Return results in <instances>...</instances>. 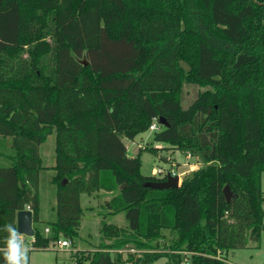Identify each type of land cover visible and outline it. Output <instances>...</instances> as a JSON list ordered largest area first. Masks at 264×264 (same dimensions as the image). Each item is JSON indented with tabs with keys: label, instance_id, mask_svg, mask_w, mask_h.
I'll list each match as a JSON object with an SVG mask.
<instances>
[{
	"label": "trees",
	"instance_id": "16d2710c",
	"mask_svg": "<svg viewBox=\"0 0 264 264\" xmlns=\"http://www.w3.org/2000/svg\"><path fill=\"white\" fill-rule=\"evenodd\" d=\"M183 80L213 90L183 109ZM160 117L168 125L153 141L202 161L177 188L145 186L165 177L142 174L141 151L123 141ZM52 132L56 219L48 235L34 228L35 247L75 236L80 195L102 190L115 192L102 209L127 225L101 220L97 250L74 253L76 264H180L181 252L189 264H230L228 251L264 229V0H0V137L11 138L0 249L19 210L39 221V145ZM163 228L169 250L110 252L141 249Z\"/></svg>",
	"mask_w": 264,
	"mask_h": 264
},
{
	"label": "rangeland",
	"instance_id": "374dc122",
	"mask_svg": "<svg viewBox=\"0 0 264 264\" xmlns=\"http://www.w3.org/2000/svg\"><path fill=\"white\" fill-rule=\"evenodd\" d=\"M165 1L168 2L170 0ZM259 53H261V51ZM182 65L184 66L185 70H188V67L185 63H182ZM206 90H213V87L208 83H196L188 80H183L179 91V99L182 108H188L189 105H191L198 97L199 93ZM7 140H9L7 141V145H5L4 142L3 144L2 142L0 143V152H2V155L0 156V165H5L8 162V160L4 157V153L11 151L10 137H7ZM123 141L127 146V150L130 156H135L139 151H141L140 171L145 175H154L153 169H156L158 167L164 168L165 170L174 169L179 173V169L176 167L175 161H184V155L186 154V152L192 151L178 149L168 144L155 143L153 141V131H150L149 129L143 133L138 134L133 139L123 138ZM150 148H152V150H150ZM39 155L42 163V168L39 171L38 182L40 219L38 222L33 223V227L41 234L46 235L44 231L45 227H48V224L55 220L54 207L56 201V188L52 183V176L54 175L52 165H54L55 163L54 132L49 134L46 140L39 145ZM195 158L197 160L196 162H198V167L201 166L202 161L197 153H195L189 161L194 162ZM189 173L182 174L180 179L182 180ZM155 176L159 177L158 174H156ZM260 183L261 189L264 192V172L261 173ZM90 200L93 199L90 198L88 194L82 193L80 195L82 215L77 234L72 237H66L63 234H60L59 236V240H68L70 242V246L61 247L57 243V241H51L49 242V245L46 249L33 248L27 253L28 264H75L73 253H75L76 256L79 257L81 254L88 257L97 250L98 245L102 241L101 234L99 232L101 220H104L107 223L116 224L118 226L127 225V221L124 217L123 212L115 214L105 213V211L102 209V202L104 201L103 198L100 197V199L95 201V204H89ZM160 233L162 234V237L158 238L157 240H153L147 246L146 244L144 246H141V249L135 247L133 248L134 251L132 252H128L127 248H119L118 250H121L123 258H127L128 253L138 254L141 251L147 250L161 252L164 250H169V246L172 243L174 237L173 232L169 229L163 228L160 230ZM106 242L108 243V241ZM116 251L117 250L112 249L110 252L114 254ZM189 255L190 253L181 252L182 260L180 264H189L188 259L186 258ZM227 258L230 264H264V229L262 230L259 243L250 241L245 248L229 250L227 253ZM151 264L170 263H168L166 257H161Z\"/></svg>",
	"mask_w": 264,
	"mask_h": 264
},
{
	"label": "water",
	"instance_id": "95a60500",
	"mask_svg": "<svg viewBox=\"0 0 264 264\" xmlns=\"http://www.w3.org/2000/svg\"><path fill=\"white\" fill-rule=\"evenodd\" d=\"M84 63L86 62L84 61ZM158 123L162 126L168 125L166 120L162 117L158 119ZM144 185L153 189H169V188H177L180 185V182H179V177L177 175L172 176L169 174L167 178L164 180L148 181ZM123 186H126V184H123L122 187ZM223 193L225 195L226 201L229 202L233 193L231 192V189L228 185L224 186ZM33 223L34 221L31 210L23 209V210H19L16 213V229L19 232V234H23L26 236L34 235L35 229L33 227Z\"/></svg>",
	"mask_w": 264,
	"mask_h": 264
},
{
	"label": "clouds",
	"instance_id": "9594fccd",
	"mask_svg": "<svg viewBox=\"0 0 264 264\" xmlns=\"http://www.w3.org/2000/svg\"><path fill=\"white\" fill-rule=\"evenodd\" d=\"M4 230L9 233L6 238V246L0 249L3 253L6 264H28V251L24 239L21 237L16 227L12 224L4 226Z\"/></svg>",
	"mask_w": 264,
	"mask_h": 264
},
{
	"label": "built area",
	"instance_id": "2783aa9c",
	"mask_svg": "<svg viewBox=\"0 0 264 264\" xmlns=\"http://www.w3.org/2000/svg\"><path fill=\"white\" fill-rule=\"evenodd\" d=\"M159 128H160V124L158 123V119L154 118L152 120V122L150 123L148 129L150 131H153L154 132V131L159 130ZM193 156L194 155H193V153L191 151H187L186 154H185V156H184L185 159L187 160L186 165L188 167H191L190 165H192L189 160ZM153 174L154 175L158 174L160 177H165V179L167 178V176L169 174L172 175V176L177 175L179 177V182H180L181 175L184 174V173L183 172L178 173L174 169L165 170L164 168L158 167L156 169H153ZM25 209H29L30 210V208L28 206ZM44 231H45L46 234H49V232H50L49 226L48 227H45ZM20 235L24 239L25 244L29 248V250H32L33 248H37L34 245V243H35V237H34V235H32V236H26V235H23V234H20ZM57 243L61 247H68V246H70V242L68 240H65V239L64 240H57ZM117 251L118 252H121V250H117ZM127 251L128 252H132V251H134V249L133 248H129V249L127 248ZM125 264H130V263L129 262H126Z\"/></svg>",
	"mask_w": 264,
	"mask_h": 264
},
{
	"label": "crops",
	"instance_id": "0c3cea01",
	"mask_svg": "<svg viewBox=\"0 0 264 264\" xmlns=\"http://www.w3.org/2000/svg\"><path fill=\"white\" fill-rule=\"evenodd\" d=\"M47 138V137H46ZM11 139V138H10ZM46 140V139H45ZM6 141V142H5ZM7 141H9V140H7V137H6V140H5V138H2V137H0V143L2 142V144H3V142L5 143V145H7ZM9 143V142H8ZM129 154V153H128ZM2 155V152H0V156ZM194 155V154H193ZM185 156V155H184ZM4 157H5V155H4ZM198 158V157H197ZM184 159H185V157H184ZM197 160H196V158H195V161L194 162H190L192 165H190L191 167H188L187 165H186V162H187V160L185 159L184 161H182V162H179V161H175V165H176V167L179 169V173L180 172H182L183 171V173H185V174H187V173H189V171H190V173L193 171V170H196V169H198L199 167H198V162H196ZM53 166V165H52ZM182 168V169H181ZM181 169V170H180ZM264 172V171H263ZM189 173V174H190ZM114 193L115 192H107V191H99V192H97V193H95V194H92V195H88L90 198H92L93 200H90L89 201V204L90 203H93V204H95V201L96 200H98V199H100V197L101 198H103L104 200H107V199H109L112 195H114ZM104 196V197H103ZM92 205V204H91ZM93 206V205H92ZM82 208V207H81ZM54 210H55V207H54ZM39 219H40V214H39ZM55 219H56V212H55ZM55 221V220H54ZM46 235H48V234H46ZM47 248V247H46ZM45 247H40V248H38V249H46ZM73 255H74V253H73ZM75 264H76V262H75Z\"/></svg>",
	"mask_w": 264,
	"mask_h": 264
}]
</instances>
